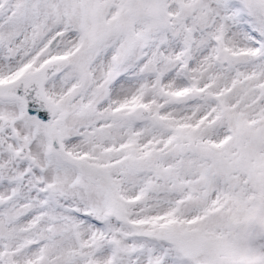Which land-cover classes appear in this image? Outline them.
<instances>
[{"label":"snow or ice","instance_id":"1","mask_svg":"<svg viewBox=\"0 0 264 264\" xmlns=\"http://www.w3.org/2000/svg\"><path fill=\"white\" fill-rule=\"evenodd\" d=\"M0 264H264V0H0Z\"/></svg>","mask_w":264,"mask_h":264}]
</instances>
